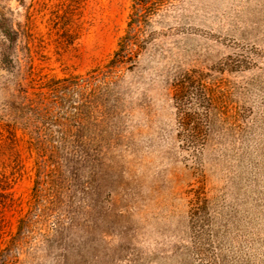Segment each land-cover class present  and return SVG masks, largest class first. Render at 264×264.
<instances>
[{
    "label": "rangeland",
    "instance_id": "rangeland-1",
    "mask_svg": "<svg viewBox=\"0 0 264 264\" xmlns=\"http://www.w3.org/2000/svg\"><path fill=\"white\" fill-rule=\"evenodd\" d=\"M0 10V264H264V0Z\"/></svg>",
    "mask_w": 264,
    "mask_h": 264
},
{
    "label": "trees",
    "instance_id": "trees-1",
    "mask_svg": "<svg viewBox=\"0 0 264 264\" xmlns=\"http://www.w3.org/2000/svg\"><path fill=\"white\" fill-rule=\"evenodd\" d=\"M1 13H2V11L0 10V29H2V36H4V38H6L7 36H9L10 34V32H9V30H6L5 28H4V26H3V24H4V21H3V17H1ZM3 28H4V30H3ZM124 40V41H123ZM129 40V39H128ZM127 40V41H128ZM124 42H126L125 41V39H122L121 41H120V44H118V48H117V50L113 53V58H112V62L113 63H117V64H120V63H122V61L124 60V58L126 57L125 56V51H126V47H127V42L126 43H124ZM2 62L1 63H3V58H2V60H1ZM124 63V62H123ZM13 67V66H12ZM12 70H13V68H11ZM10 73H12L11 71H10ZM13 75V74H12Z\"/></svg>",
    "mask_w": 264,
    "mask_h": 264
}]
</instances>
